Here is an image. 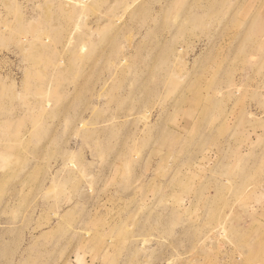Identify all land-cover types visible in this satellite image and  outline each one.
Listing matches in <instances>:
<instances>
[{"label":"rangeland","instance_id":"1","mask_svg":"<svg viewBox=\"0 0 264 264\" xmlns=\"http://www.w3.org/2000/svg\"><path fill=\"white\" fill-rule=\"evenodd\" d=\"M0 264H264V0H0Z\"/></svg>","mask_w":264,"mask_h":264}]
</instances>
